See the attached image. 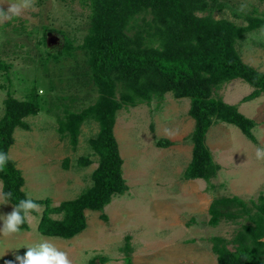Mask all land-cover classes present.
Listing matches in <instances>:
<instances>
[{"label":"rangeland","instance_id":"374dc122","mask_svg":"<svg viewBox=\"0 0 264 264\" xmlns=\"http://www.w3.org/2000/svg\"><path fill=\"white\" fill-rule=\"evenodd\" d=\"M218 1L226 7L215 19L243 27L248 24L246 16L264 18V0ZM8 2L0 0V7L6 10ZM34 6L37 11L0 24V62L6 66L0 67V119L9 95L35 105L37 113L25 118L26 128L14 130L8 156L21 172L27 197L31 194L33 200L56 208L92 185L99 158L91 142L99 135L98 123L91 117L82 122L75 143L60 125L68 114L93 106L99 93L84 46L89 8L79 0H35ZM236 50L244 64L264 73V26L246 33ZM253 91L238 79L213 89L212 98L235 106L254 121V141L232 125L215 123L205 144L219 170L205 182L183 178L192 151L190 100L167 93L161 100L125 103L117 83L115 99L120 109L113 134L127 191L113 197L101 212L84 211L86 228L71 239L40 233L38 224L46 208L40 205L31 214L35 219L26 221L27 230L0 234V264L14 261L29 246L46 239L66 252L71 264H216L210 239L229 242L242 224H248L247 217L264 196V158L256 157V149H264V94L243 101ZM158 140L169 145L158 147ZM82 159L89 164L80 165ZM222 197L239 198L251 213L235 221L222 220L216 227L208 225V208ZM13 207L9 202L0 204V215ZM50 218L61 220L62 214ZM126 243L131 255L124 252Z\"/></svg>","mask_w":264,"mask_h":264},{"label":"trees","instance_id":"16d2710c","mask_svg":"<svg viewBox=\"0 0 264 264\" xmlns=\"http://www.w3.org/2000/svg\"><path fill=\"white\" fill-rule=\"evenodd\" d=\"M79 1L89 8L90 28L84 46L90 54L92 79L99 95L93 106L79 114H68L60 129L62 133L69 132L75 143L81 123L93 118L100 132L91 146L99 160L91 176L92 185L74 200L56 208H50L47 201L34 200L46 205L38 224L40 233L62 239H71L86 228L84 211L101 212L113 197L128 189L113 134L115 115L120 109L115 99L117 83L121 85V99L125 103L161 100L167 93L176 99L190 100L188 113L194 121L190 136L192 151L183 178L205 182L219 170L205 144L206 134L215 123L232 125L254 141L251 134L254 121L245 118L235 106L212 98L213 89L238 79L254 90L244 102L264 94V73L244 64L236 50L237 42L246 33L264 26V18L246 16L248 24L243 27L226 19H215L214 15L226 7L218 0ZM67 47L66 44L64 48ZM0 67L6 68L1 62ZM3 103L0 152L8 154L14 130L26 128L25 118L37 111L33 103L15 100L10 95ZM156 145L162 148L169 142L158 140ZM79 164L88 165L89 160L82 159ZM0 181L5 193H13L7 201L12 206L28 198L22 190L21 172L10 158L5 172H0ZM254 208L255 212L249 215L251 210L237 197L218 198L210 204L208 225L212 227L222 220L235 221L249 215L248 224H242L229 242L220 237L210 239L216 264H264V196L259 197ZM52 214H62V219L52 220ZM101 219L105 216L101 215ZM20 230H27L26 222ZM124 250L131 255L128 243Z\"/></svg>","mask_w":264,"mask_h":264},{"label":"clouds","instance_id":"9594fccd","mask_svg":"<svg viewBox=\"0 0 264 264\" xmlns=\"http://www.w3.org/2000/svg\"><path fill=\"white\" fill-rule=\"evenodd\" d=\"M7 5L6 10L0 7V24L20 17L27 11L38 10L34 6L35 0H10ZM256 157L264 158V149L257 148ZM8 160V154L0 152V172H5ZM3 187V182L0 181V204H7L13 193L11 191L5 193ZM39 208L40 205L31 198V194H28V198L21 199L11 212L0 215L2 221L0 234L11 236L18 233L26 221L35 219L31 214ZM5 264H71V261L66 252L59 250L54 243L46 239L29 246L22 256L17 255L14 261H6Z\"/></svg>","mask_w":264,"mask_h":264}]
</instances>
